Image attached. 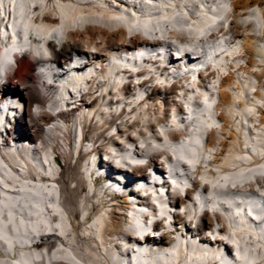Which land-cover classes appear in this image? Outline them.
Wrapping results in <instances>:
<instances>
[{"label":"bare ground","instance_id":"6f19581e","mask_svg":"<svg viewBox=\"0 0 264 264\" xmlns=\"http://www.w3.org/2000/svg\"><path fill=\"white\" fill-rule=\"evenodd\" d=\"M7 10L15 28L17 16L59 23L34 22L35 50L18 58L5 82L0 78V101L11 91L25 103L13 123L8 116L3 123L0 103V140L10 143L0 142V264H124L132 259L137 264H227L218 251L195 239L209 240L213 216L220 231L239 242L236 264H264V208L257 206L258 219L233 209L241 202L235 187L264 183V0H0V22ZM47 40L56 41H49L52 55L42 46ZM73 52L93 66L84 75L88 90L79 105L55 114L52 108L64 102V89L75 97L71 88H82L71 77L57 82L60 86L47 81L57 74L55 65L68 71ZM195 72L198 82L191 80ZM123 77L128 81L122 83ZM136 78H143L138 85L144 93ZM188 98L197 108L180 109V118L172 117L169 108ZM9 105L14 111L16 105ZM157 124L171 129L179 143L159 135ZM81 126L84 137L78 141ZM206 126H211L210 145L201 148ZM125 141L135 146L133 152ZM114 143L122 151L119 166L113 161ZM50 151L58 153L60 171ZM102 151L107 157L94 160ZM136 155H146L160 171L159 156H167L176 172L182 165L193 182L199 177L212 182V191L174 213V230L156 224L163 235H148L147 241L169 243L177 232L192 239L163 251L145 247L134 253L127 195L112 194L104 176L92 175L101 167L125 170L133 181L148 178V166L137 163ZM172 192V205L186 201L176 188ZM138 196L144 202L148 198ZM202 205L213 206L214 212L205 211L194 226Z\"/></svg>","mask_w":264,"mask_h":264},{"label":"rangeland","instance_id":"374dc122","mask_svg":"<svg viewBox=\"0 0 264 264\" xmlns=\"http://www.w3.org/2000/svg\"><path fill=\"white\" fill-rule=\"evenodd\" d=\"M26 69H27V68H24V69H22V70L20 69L21 72L19 71V73L15 74L14 77H18V76H20L23 72L26 71ZM19 74H20V75H19ZM22 75H23V74H22Z\"/></svg>","mask_w":264,"mask_h":264}]
</instances>
